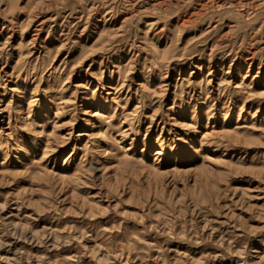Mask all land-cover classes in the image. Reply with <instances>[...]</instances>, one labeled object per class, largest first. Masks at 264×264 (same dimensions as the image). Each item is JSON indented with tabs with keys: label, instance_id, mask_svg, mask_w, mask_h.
<instances>
[{
	"label": "rangeland",
	"instance_id": "obj_1",
	"mask_svg": "<svg viewBox=\"0 0 264 264\" xmlns=\"http://www.w3.org/2000/svg\"><path fill=\"white\" fill-rule=\"evenodd\" d=\"M0 264H264V0H0Z\"/></svg>",
	"mask_w": 264,
	"mask_h": 264
}]
</instances>
